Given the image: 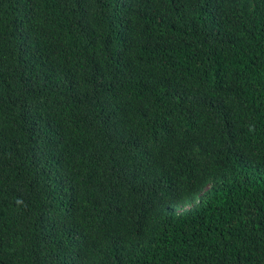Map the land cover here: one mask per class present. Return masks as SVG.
Returning a JSON list of instances; mask_svg holds the SVG:
<instances>
[{
  "label": "trees",
  "instance_id": "obj_1",
  "mask_svg": "<svg viewBox=\"0 0 264 264\" xmlns=\"http://www.w3.org/2000/svg\"><path fill=\"white\" fill-rule=\"evenodd\" d=\"M0 264H264V0H0Z\"/></svg>",
  "mask_w": 264,
  "mask_h": 264
}]
</instances>
